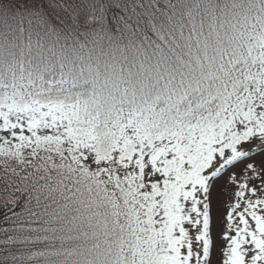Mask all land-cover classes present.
I'll return each instance as SVG.
<instances>
[{
    "label": "snow or ice",
    "instance_id": "obj_1",
    "mask_svg": "<svg viewBox=\"0 0 264 264\" xmlns=\"http://www.w3.org/2000/svg\"><path fill=\"white\" fill-rule=\"evenodd\" d=\"M0 264H264V0H0Z\"/></svg>",
    "mask_w": 264,
    "mask_h": 264
}]
</instances>
